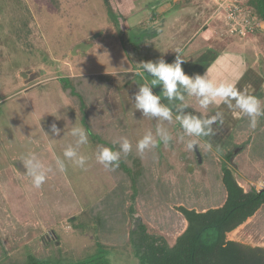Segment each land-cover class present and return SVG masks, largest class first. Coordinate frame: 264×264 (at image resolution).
I'll list each match as a JSON object with an SVG mask.
<instances>
[{"label":"rangeland","instance_id":"374dc122","mask_svg":"<svg viewBox=\"0 0 264 264\" xmlns=\"http://www.w3.org/2000/svg\"><path fill=\"white\" fill-rule=\"evenodd\" d=\"M175 2L0 0V260L29 252L78 258L95 253L101 243L111 264H138L128 241L137 216L149 232L172 244L187 224L180 206L202 211L223 203L224 164L245 190L264 187V133L256 135L249 125L233 133L242 113L215 104L205 111L187 95L186 112L221 111L224 117L223 124L214 125V136L196 138L201 163L186 148L187 138L179 139L183 130L174 118L163 122L172 140L146 151L135 187L118 168L96 162L101 143L90 136L81 148L89 157L85 169L69 165L61 173L55 168L56 157L74 143L70 129L84 127L62 77L103 74L107 87L88 110L94 114H89L91 127L127 137L134 147L161 123L134 107L138 86L151 80L138 64L161 58L172 63L177 48L186 74L235 82L264 106L263 22L254 33L230 34L231 0H219L222 7L216 0ZM246 4L243 12L251 7ZM160 91V85L153 86L155 94ZM53 123L59 134L51 131ZM115 140L116 135L110 138ZM29 154L53 169L40 188L22 163ZM227 238L264 248V205Z\"/></svg>","mask_w":264,"mask_h":264},{"label":"trees","instance_id":"16d2710c","mask_svg":"<svg viewBox=\"0 0 264 264\" xmlns=\"http://www.w3.org/2000/svg\"><path fill=\"white\" fill-rule=\"evenodd\" d=\"M247 2L252 8L255 21L263 22L260 28L264 29V0H247ZM102 75L92 74L60 79L65 93L78 102L81 122L91 139L99 141L101 146L118 148L110 138L116 135L119 139V135L114 134V131L101 132L102 130H97L98 126L95 127V131L89 120V114L92 113L91 111L88 113V110L107 87ZM93 116L94 114L91 117ZM248 125L249 118L242 114L232 132L243 130ZM260 125L256 128V135L264 133V119ZM117 131L122 134L128 133V130ZM255 140L257 141V138ZM262 149L264 147H260V150ZM145 154L146 152L143 155L137 154L133 146L132 152L127 157L122 156L117 167L130 177L132 187L136 186L141 175ZM221 172V182L225 191L223 203L202 211L180 206L179 210L188 225L176 238L174 244L170 245L162 235L149 232L145 225L129 231L128 241L134 249L133 253L138 259V264H256L257 262L263 264L264 248L244 247L238 242L226 239L227 233L244 224L264 205V187L260 190L256 188L245 190L227 165L222 166ZM130 211L133 212L132 209ZM97 247L95 253L78 258L68 257L60 252L52 255H36L29 252L23 258L1 259L0 264H111L110 258L104 252L105 246L98 243Z\"/></svg>","mask_w":264,"mask_h":264},{"label":"clouds","instance_id":"9594fccd","mask_svg":"<svg viewBox=\"0 0 264 264\" xmlns=\"http://www.w3.org/2000/svg\"><path fill=\"white\" fill-rule=\"evenodd\" d=\"M181 49L177 48L175 60L172 63L164 59L156 61H141L140 73L151 76L148 83L138 86L134 93V107L140 110L142 115L154 118L161 123L156 127L155 133L147 131L136 143V152L143 155L158 147L160 143L168 146L172 140V134L163 126V122H171L174 118L183 130L180 140H186V148L192 150L197 143L196 138L210 137L216 134L214 125L223 124L224 117L221 111L214 115H199L185 110L189 108L185 96L195 97L201 109L207 111L210 105L224 106L228 111H238L249 118V127L256 129L258 120L264 116V106L260 99L246 88H238L235 82L217 81L206 74L188 75L182 68L185 59L182 58ZM139 74V73H138ZM160 85L159 94L153 92V86ZM166 100L168 103H162ZM177 102L173 104V102ZM172 105V106H169ZM175 109V111H174ZM51 131L59 134L60 129L56 124L51 125ZM70 135L74 143L68 144L62 157L55 159V168L61 173L66 172L69 165L85 169L89 157L81 152L82 147L89 145V134L83 126H73ZM118 148L100 146L95 153V160L105 169L114 170L119 166L122 156L127 157L132 152L133 145L127 137H120L113 141ZM26 174L31 178L35 188H40L53 171L46 166L34 154H29L22 160Z\"/></svg>","mask_w":264,"mask_h":264},{"label":"built area","instance_id":"2783aa9c","mask_svg":"<svg viewBox=\"0 0 264 264\" xmlns=\"http://www.w3.org/2000/svg\"><path fill=\"white\" fill-rule=\"evenodd\" d=\"M217 4L222 7V3L216 0ZM231 7H229L230 13L226 15V19L230 22L227 32L230 34L245 35L246 32L254 33L257 29L258 23L255 21V16L252 13V8L243 12V5L247 3V0H231ZM247 5V4H246ZM248 6V5H247ZM218 9V8H217ZM238 14H234L235 12ZM260 27V26H259Z\"/></svg>","mask_w":264,"mask_h":264},{"label":"flooded vegetation","instance_id":"af4514ba","mask_svg":"<svg viewBox=\"0 0 264 264\" xmlns=\"http://www.w3.org/2000/svg\"><path fill=\"white\" fill-rule=\"evenodd\" d=\"M194 154H195V152H194ZM195 158H196V156H195ZM196 160H197V158H196ZM141 225H145V224L142 222V219H141L139 216H137V218H136L135 221H134V224H133V228H132V229H138ZM187 225H188V223L186 224L185 229L187 228ZM185 229H184V230H185ZM184 230H183V231H184ZM183 231H182V232H183ZM182 232H181V233H182ZM181 233H180V234H181ZM180 234H179V235H180ZM227 234H228V233H227ZM158 235H160V234H158ZM179 235H178V236H179ZM178 236H177V237H178ZM177 237H176V238H177ZM176 238H175V240L173 241L172 244L175 243ZM226 240H231V239L227 238ZM166 241H167V240H166ZM232 241H235V240H232ZM235 242H238V241H235ZM238 243L242 244V246H244V247L248 246V245H245V244L242 243V242H238ZM172 244H170V245H172ZM251 247H254V248H255V247H259V248H261L260 246H251ZM262 258H263V264H264V254L262 255ZM253 264H255V263H253ZM256 264H258V262H257Z\"/></svg>","mask_w":264,"mask_h":264},{"label":"water","instance_id":"95a60500","mask_svg":"<svg viewBox=\"0 0 264 264\" xmlns=\"http://www.w3.org/2000/svg\"><path fill=\"white\" fill-rule=\"evenodd\" d=\"M81 46H85V44L82 43ZM76 48H77V47H76ZM76 48H75V49H76ZM193 150H194V152H195V156H196V158H197V162H198V163H201V162H202V156H201V154H200V151H199V149H198V146L195 145L194 148H193ZM191 167H192V166H191Z\"/></svg>","mask_w":264,"mask_h":264},{"label":"crops","instance_id":"0c3cea01","mask_svg":"<svg viewBox=\"0 0 264 264\" xmlns=\"http://www.w3.org/2000/svg\"><path fill=\"white\" fill-rule=\"evenodd\" d=\"M176 0H172V2H175ZM176 3V2H175ZM164 9V8H163ZM168 9V8H167ZM167 9H164V10H167ZM163 10V11H164ZM197 51H199V50H197ZM200 53V52H199ZM201 53H203L202 51H201ZM199 58H201V57H197V59H199ZM183 59H185V58H183Z\"/></svg>","mask_w":264,"mask_h":264}]
</instances>
